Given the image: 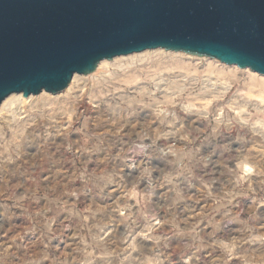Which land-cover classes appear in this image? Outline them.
<instances>
[{"label":"rangeland","instance_id":"rangeland-1","mask_svg":"<svg viewBox=\"0 0 264 264\" xmlns=\"http://www.w3.org/2000/svg\"><path fill=\"white\" fill-rule=\"evenodd\" d=\"M169 52L0 115V264H264V85Z\"/></svg>","mask_w":264,"mask_h":264},{"label":"water","instance_id":"water-1","mask_svg":"<svg viewBox=\"0 0 264 264\" xmlns=\"http://www.w3.org/2000/svg\"><path fill=\"white\" fill-rule=\"evenodd\" d=\"M158 47L264 74V0H0V105Z\"/></svg>","mask_w":264,"mask_h":264},{"label":"bare ground","instance_id":"bare-ground-1","mask_svg":"<svg viewBox=\"0 0 264 264\" xmlns=\"http://www.w3.org/2000/svg\"><path fill=\"white\" fill-rule=\"evenodd\" d=\"M166 51H170L169 53H171V55H173V57H175L177 55H187V54L189 56L195 55V54H190V53H186V52H183V51L167 50V49H164V48H161V47L154 48V49H145V50L140 51V52H134V53L126 54V55H118V56H115L113 59H103V60H101L99 62L96 70L93 73H91L89 75V77L99 76V75H101V74H103L105 72L104 71L105 69H108L109 67L114 66V65L125 69L126 67H130L133 64L137 63L138 61L141 62V61H144V60H149L150 58L154 57L155 55L158 56V57H161V56H163L162 54H164V52H166ZM209 58H211V57H209ZM216 61H220V60L217 59ZM222 63H224V62H222ZM230 65H234L235 67H239L236 64H230ZM184 66L185 65H183L181 63H176V64L173 63V64L166 65L165 68H169L167 70H172V69H175V68H184ZM245 68H247L248 71L250 72V78H251V80L253 82V86L256 87L258 85H261V86L264 85V74L259 73V72L255 71V70L251 69V68H248V67H245ZM212 69H213V64L209 63V71L210 70L212 71ZM258 73H259V76H258ZM81 75H84V74L75 73L73 75V78H72L70 84L68 85V87L63 92L64 94L69 93L71 88L81 78ZM258 77H260V79ZM132 78H133L132 79L133 81H136L137 79L140 78V76L136 75V74H133ZM128 80H130V78H128ZM48 92L49 91L43 89L40 92L39 95L34 94V95H37V96H34L33 94H30L29 96H25L22 92H13L10 95H8L2 101V103L0 105V115L4 116L5 114H7L9 112L15 111L16 108H23V109L25 108V109H27V107H29L30 105H33L34 101H36V100H44V99H46L47 95L51 96L50 94H48ZM247 93L250 94V96L254 95L252 93L251 89ZM257 95L264 102V92H261V94L259 93ZM254 96H256V95H254Z\"/></svg>","mask_w":264,"mask_h":264}]
</instances>
